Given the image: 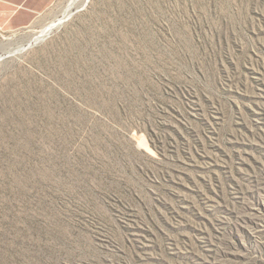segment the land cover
Listing matches in <instances>:
<instances>
[{
	"label": "rangeland",
	"instance_id": "rangeland-1",
	"mask_svg": "<svg viewBox=\"0 0 264 264\" xmlns=\"http://www.w3.org/2000/svg\"><path fill=\"white\" fill-rule=\"evenodd\" d=\"M59 0L0 25V264H264V0Z\"/></svg>",
	"mask_w": 264,
	"mask_h": 264
},
{
	"label": "crops",
	"instance_id": "crops-1",
	"mask_svg": "<svg viewBox=\"0 0 264 264\" xmlns=\"http://www.w3.org/2000/svg\"><path fill=\"white\" fill-rule=\"evenodd\" d=\"M59 0H0V25L17 29L31 25Z\"/></svg>",
	"mask_w": 264,
	"mask_h": 264
},
{
	"label": "bare ground",
	"instance_id": "bare-ground-1",
	"mask_svg": "<svg viewBox=\"0 0 264 264\" xmlns=\"http://www.w3.org/2000/svg\"><path fill=\"white\" fill-rule=\"evenodd\" d=\"M74 4V0L69 1V3L66 5V7L63 9V16L60 18H57L56 20L50 21L45 27L42 29L40 34L38 35V38L45 37L47 34H49L55 27L59 26L60 23L64 20V18L70 14L71 8Z\"/></svg>",
	"mask_w": 264,
	"mask_h": 264
}]
</instances>
